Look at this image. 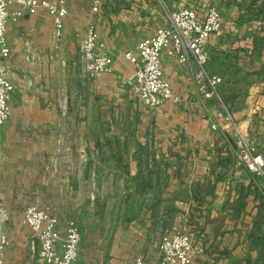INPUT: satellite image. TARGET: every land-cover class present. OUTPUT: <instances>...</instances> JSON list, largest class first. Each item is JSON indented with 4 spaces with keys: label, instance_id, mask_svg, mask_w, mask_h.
Wrapping results in <instances>:
<instances>
[{
    "label": "crops",
    "instance_id": "crops-1",
    "mask_svg": "<svg viewBox=\"0 0 264 264\" xmlns=\"http://www.w3.org/2000/svg\"><path fill=\"white\" fill-rule=\"evenodd\" d=\"M93 1H67L60 40L45 10L29 15L10 7L18 12L7 24L11 54L0 55V71L15 86L0 128V200L11 215L0 229L10 240L5 264H42L24 224L30 205L56 215L62 236L69 221L81 225L76 264H160L162 236L187 224L204 250L191 264H264V183L237 164L234 133L211 129L217 108L198 92L195 60L180 64L169 55L172 45L162 52L179 103L154 110L131 89L135 69L125 54L136 53L166 7L181 0H103L96 14ZM195 6L200 19L216 6L223 20V36L208 44L207 73L220 76L221 92L230 93L239 91L234 79L242 76L244 91L259 94L252 112L264 116V0ZM91 21L114 57L113 71L94 78L84 74L81 51ZM233 114L237 122L250 117L246 109ZM221 216L218 236L213 220Z\"/></svg>",
    "mask_w": 264,
    "mask_h": 264
},
{
    "label": "built area",
    "instance_id": "built-area-1",
    "mask_svg": "<svg viewBox=\"0 0 264 264\" xmlns=\"http://www.w3.org/2000/svg\"><path fill=\"white\" fill-rule=\"evenodd\" d=\"M68 0H0V55L7 58L11 49L7 42V24L12 16L10 7L17 5L29 15L45 10L52 18L56 28L57 39L63 33L64 21L68 15ZM197 0H181V5L167 12L161 19V25L155 34L143 40L137 52H127L125 58L135 69L131 89L136 98L146 107L159 109L168 102L179 103L180 97L175 95L170 82L162 70V52L172 45L169 55L180 64L193 58L199 68L197 79L198 92L206 100L215 102L211 129L234 133L236 159L239 166L244 167L258 182L264 183V150L250 141L237 126L234 116L229 112L221 97L223 79L218 75H210L206 66L210 61L208 44L212 37L223 36L222 15L216 6L207 8L204 19H200L196 8ZM103 0L93 1V12L102 8ZM27 60L30 50L26 44ZM83 71L88 78L113 71L114 57L105 45L99 41L97 25L91 21L85 39L81 44ZM15 90L7 73L0 71V128L11 115V100ZM11 215L4 202L0 200V229L10 222ZM24 224L33 235L37 246V259L42 264H76L79 246L82 240L81 225L76 220L68 222L66 233L62 236L58 231L59 219L49 209L38 205H30L24 213ZM194 232L188 229H174L165 233L159 243L160 264H191L196 254L203 253L202 245H194ZM10 240L7 233L0 230V264H5ZM138 264H143L140 259Z\"/></svg>",
    "mask_w": 264,
    "mask_h": 264
},
{
    "label": "rangeland",
    "instance_id": "rangeland-1",
    "mask_svg": "<svg viewBox=\"0 0 264 264\" xmlns=\"http://www.w3.org/2000/svg\"><path fill=\"white\" fill-rule=\"evenodd\" d=\"M180 5H181V2H178L176 4L172 2L168 7H166V9L167 11L169 9L168 12H170L176 9ZM234 80H236L234 84L236 83L238 84L237 86L240 87L239 91H236V93H230L229 92L230 89L229 87H227L228 90L221 92V97L225 105L227 106L229 112L232 115H234L233 113L240 112L244 109L248 110V114L250 116L249 120L247 121V119L246 120L242 119L241 122L236 121L237 126L240 128V130L246 136V138H248L252 142H255V144L261 148L262 146H264V116L262 114L255 113L254 111L252 112V110H254L255 106L257 105L259 94L257 93L249 94L248 92L244 91L243 89L244 80L242 76H239V78L234 79ZM258 112L260 111L258 110ZM188 226L189 224H187V226L185 227L188 230L194 232L195 234L194 245L198 246L199 240L196 239L197 237L200 236L198 234V230H196L195 228H190L191 226L194 227L193 224H191L190 227Z\"/></svg>",
    "mask_w": 264,
    "mask_h": 264
},
{
    "label": "water",
    "instance_id": "water-1",
    "mask_svg": "<svg viewBox=\"0 0 264 264\" xmlns=\"http://www.w3.org/2000/svg\"><path fill=\"white\" fill-rule=\"evenodd\" d=\"M69 153H70V162L73 166V168H76L81 160V153L79 151L77 142H76V135H72L69 137ZM226 217L221 216L217 218L216 220H213V223H218L216 229H215V235H220L221 231L223 230L225 226Z\"/></svg>",
    "mask_w": 264,
    "mask_h": 264
}]
</instances>
